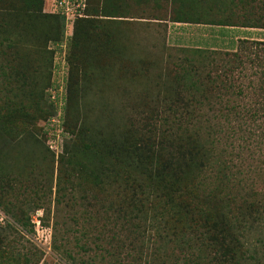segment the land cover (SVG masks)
<instances>
[{"label": "rangeland", "instance_id": "rangeland-1", "mask_svg": "<svg viewBox=\"0 0 264 264\" xmlns=\"http://www.w3.org/2000/svg\"><path fill=\"white\" fill-rule=\"evenodd\" d=\"M221 3L86 0L84 7L74 13L72 22L64 18L60 22L55 18L57 10L52 0H0V17L11 39L0 53V96L4 92L16 101L35 102L31 106L35 113L29 109L27 115L14 111L0 119V167L4 171H0V264H128L132 258L125 252L133 255L140 251L149 258L155 248L131 237L134 233L126 239L128 231L117 230L112 219L105 226L104 235L95 237L107 211L123 198L119 193L123 178L115 179L111 186L105 182L99 185L78 177L75 168L82 164L81 160L91 158L98 166L105 163L118 167L119 176L122 170H129L137 183L170 191L175 182L159 186L126 158L124 147L138 146L136 136L145 125L158 123L150 116L166 115L179 96L188 99L192 95L186 106L204 111L206 106L195 102L198 95L235 93L238 88L247 96L239 104L252 107L251 96H260V89L248 85V80L253 85L259 83L261 88L264 83L257 80L258 74L251 75L248 64L244 75L234 81L239 87H220L221 79L216 77L229 66L222 52L233 51L229 47L235 48L239 38L231 44L224 40L201 47L191 37L182 40L177 39L181 34L167 36L166 21L224 24L228 20L252 21L264 16V0ZM136 17L142 20L136 21ZM147 19L154 21L149 23ZM171 26L177 31L182 25ZM252 32L256 37L259 31ZM211 50L215 51L209 54ZM185 67L196 76V89L183 90L175 82V76ZM30 91L36 95L31 96ZM212 106L220 108L221 104ZM35 114L39 117L34 118ZM256 132L249 137L252 153L248 152L245 159L250 168L244 166L233 179L237 180L234 184L232 180L227 182L233 184L236 197L220 200L215 212L213 235L228 249L231 264H264V152L255 148L256 139L261 140ZM140 152L143 163L162 158L156 147L148 146ZM61 154V166L69 180L64 181L66 188L55 201L52 195ZM114 157L115 164L108 160ZM225 159L227 155L219 150L222 179L224 172V176L227 174L222 165ZM188 193L181 195L186 201ZM152 201L150 196L143 203ZM21 222L25 225L21 226ZM52 224L56 226L54 237ZM230 225L236 226L243 243L240 248L228 243L225 230ZM108 228L117 234L110 238ZM94 241L102 249L94 247ZM53 243L60 247H53ZM170 246L172 243L166 244L167 252ZM249 253L256 261L248 257Z\"/></svg>", "mask_w": 264, "mask_h": 264}, {"label": "trees", "instance_id": "trees-1", "mask_svg": "<svg viewBox=\"0 0 264 264\" xmlns=\"http://www.w3.org/2000/svg\"><path fill=\"white\" fill-rule=\"evenodd\" d=\"M220 1L221 4L225 3V0ZM238 2L243 3V0H238ZM56 13L55 18L62 22L63 13L60 11ZM220 25L264 29V16L259 15L252 21L228 20ZM9 41L11 39L8 28L1 16L0 53L4 50L2 46H8ZM229 49L233 51L224 50L222 52L224 62L229 66L216 74V77L221 79L220 87L232 88L233 85L239 87V84H234V81L239 75H244L246 64L251 69V75L258 74L257 80L264 83L263 38L259 40L239 38L235 48L232 46ZM246 50L249 51L244 52ZM213 51L215 50L208 53H213ZM211 60L216 64L213 58ZM195 79L196 76L190 74L187 67L175 76V82L179 83V86L184 88L183 90L196 89ZM21 82L24 83V81ZM210 82L216 83V80L210 79ZM248 85L260 89V96L256 97L254 94L251 96L252 107L245 108L244 105L239 104L242 99L247 97L244 91L239 88L235 93L213 94L212 97L201 93L196 97L195 102L198 105L204 104L206 106L204 111H193L192 108L186 106V104L189 105V98L192 95L188 99L179 96L174 99V108L170 109L166 115L150 116V118L154 117V120H158V123L145 125L143 131L136 136L139 142L138 146L126 145L124 147L126 158L130 159L136 170L142 169V173L149 178H154L159 186L167 187L175 182L170 191H163L161 187L137 183L136 177L129 170H122L119 176L116 171L118 167L113 168L105 163L98 166L91 158L81 160V165L77 168L73 167L77 170L78 177L89 179L95 184L100 185L105 182L106 186H111L119 177H122L124 181L123 188L119 192L123 198L117 206L114 205L107 211L104 221L101 222V230L95 237L98 238L101 233L104 235L105 226L112 219V225H117V230L124 229V233L128 231L126 239L131 233H134L135 235L130 236L144 242L147 241L148 247L151 244L155 248L154 251L148 252L150 259L146 258V255L144 257L142 251L134 253L135 255L125 252L132 258L128 264H133L135 258H137L135 264L139 261L142 262L140 264H231L228 260L231 258L228 255V249L213 235L217 203L220 200L223 202L234 200L236 197L232 187L233 182H237V180L233 179L242 173L244 166L248 167L249 165L250 168L249 162L245 159L248 152L252 153V149H249L251 140L249 137L255 134L256 130L258 131L256 135L261 140L256 139L258 142L255 148L257 151L263 150L264 152V145H260V143L264 144V87L261 88L259 83L253 85L249 80ZM261 89H263V93H261ZM29 93L31 96L36 95L33 91ZM14 98L2 93L0 96V119L14 111L27 115L29 112L26 110L29 109L35 113L34 108L31 107L35 103L34 101L23 102L21 99L16 101ZM217 103L221 104V107L213 108L212 105ZM38 117L35 114L34 118ZM252 125L254 127H251ZM10 126L12 125L10 124ZM253 128H256L255 132H253ZM148 146L159 149L162 158L154 163L146 161L143 163L142 157L144 156L140 151ZM219 150L224 156L227 155V159L223 160L222 164L223 169L225 168L227 172L225 176L224 172L223 179L219 174ZM108 160L115 164L116 158L114 157V160L108 158ZM58 162L52 195L55 201L61 198L62 190L66 188L64 181L69 180L67 171L61 166L64 162L62 154L59 156ZM255 165L256 163L253 164V166ZM187 166L190 167L188 168L190 172L187 173L188 178L186 179ZM1 169L0 167V171ZM3 173L4 171H1V174ZM142 175H140L141 178ZM231 180L233 184L229 185L227 182ZM135 183L137 184L134 187L132 184ZM126 190L127 192H125ZM184 191L189 192L187 201L181 196ZM150 196L153 201L145 205L144 200H148ZM56 222L55 220V225ZM24 225L25 223L21 222V226ZM55 225L52 224V237L55 236ZM108 230H111L110 238L118 232L110 228ZM225 232L228 236V243L238 248L242 246L243 243L235 225L227 226ZM167 243H172L168 252L165 249ZM161 245L165 246L161 247ZM93 246L98 249L103 247L95 241ZM53 247L58 248L60 244L54 245L53 243ZM173 248L176 251L175 249L173 251ZM248 257L254 258V255L249 253ZM169 258L172 259L170 263L167 260ZM253 260L256 261L255 258Z\"/></svg>", "mask_w": 264, "mask_h": 264}, {"label": "crops", "instance_id": "crops-1", "mask_svg": "<svg viewBox=\"0 0 264 264\" xmlns=\"http://www.w3.org/2000/svg\"><path fill=\"white\" fill-rule=\"evenodd\" d=\"M136 21H141V17L134 18ZM149 23L153 22L154 19H147ZM195 21V20H194ZM185 21V22H170L166 21L167 24V36H172L175 34H181L182 36H177V39L184 40V37H191L194 39V42H198L196 45L201 47H207V44H216L215 41H219V43L223 42L224 40L226 43L231 44L232 42L236 41L237 38H255L261 39L264 36V29L260 28H253V27H238V26H225L220 25L217 23H213L211 21ZM171 25H182L178 29L180 30H173ZM201 26V27H197ZM240 30V31H239ZM254 30L256 32V37H253ZM239 31V32H238ZM240 35H239V34ZM248 34L251 37H248ZM214 48V47H210Z\"/></svg>", "mask_w": 264, "mask_h": 264}, {"label": "built area", "instance_id": "built-area-1", "mask_svg": "<svg viewBox=\"0 0 264 264\" xmlns=\"http://www.w3.org/2000/svg\"><path fill=\"white\" fill-rule=\"evenodd\" d=\"M52 5L55 10L63 13L64 20H71L74 13L84 7L85 0H52Z\"/></svg>", "mask_w": 264, "mask_h": 264}]
</instances>
